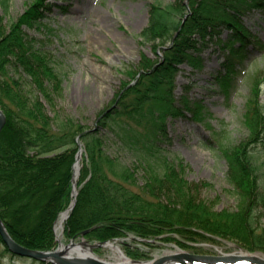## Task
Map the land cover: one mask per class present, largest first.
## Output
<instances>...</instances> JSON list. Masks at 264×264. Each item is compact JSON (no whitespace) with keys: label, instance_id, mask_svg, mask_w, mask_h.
<instances>
[{"label":"trees","instance_id":"trees-1","mask_svg":"<svg viewBox=\"0 0 264 264\" xmlns=\"http://www.w3.org/2000/svg\"><path fill=\"white\" fill-rule=\"evenodd\" d=\"M262 1L256 0V7ZM187 4L175 0L149 6L140 43L162 57L141 56L133 75L135 84H123L115 106L98 116L97 129L91 131L56 111L53 97L60 93L61 79L46 54L35 47L37 41L24 30L43 27L44 12L50 10L48 0H35L14 23L4 24L0 16V109L6 117L0 131V218L16 243L31 250L55 249L54 224L72 201L80 137L83 155L78 193L64 224L68 239L105 243L133 235L134 239L173 242L182 249H189L186 240L212 239L264 254V163L250 144L222 149L228 162L227 181L237 198L233 211L216 210L214 202L201 197L202 190L211 185L188 181L183 163L162 155L163 144L170 141L166 117L176 116L179 110L173 97L179 66L198 65L199 53L222 26L232 33L227 43H237L221 63L230 68L225 72L228 77L240 73L237 68L243 67L249 46L264 50V43L241 24L242 0H188ZM20 74L30 79L33 92H25ZM37 93L49 103L53 117ZM244 116L251 142L260 141L264 106L258 98L247 103ZM101 127L108 128L123 149L135 156L136 169L107 153ZM136 172H142L139 179ZM124 251L132 259L147 257L129 246Z\"/></svg>","mask_w":264,"mask_h":264},{"label":"rangeland","instance_id":"rangeland-1","mask_svg":"<svg viewBox=\"0 0 264 264\" xmlns=\"http://www.w3.org/2000/svg\"><path fill=\"white\" fill-rule=\"evenodd\" d=\"M34 1L5 0L4 5V1L0 0V16L4 24L16 22ZM174 1L48 0L50 10L44 12L43 27L24 30L37 41L35 47L46 54L48 63L61 79L60 93L53 97L56 111L63 116L73 117L87 131L97 129L98 116L115 106L114 100L123 84H135L133 75L138 71L141 56L145 55L150 59L162 57L161 53L155 55L149 46L143 47L140 43L139 34L148 24L149 6L157 2L168 5ZM185 1L188 3V0ZM256 5V0H242L239 5V19L251 34L264 43V3L261 7ZM189 14L186 13L184 19ZM219 30L218 36L208 41L199 53L198 65L185 63L179 66L173 90L179 110L176 116L166 117V130L170 141L163 144L165 151L162 155L168 161L182 162L185 166L184 176L188 181L211 185L210 188L202 190L201 197L208 202H214L216 210L233 211L237 198L233 187L227 181L228 162L222 149L250 144L249 147L253 148L257 159L264 163V132L260 135V141L252 143L249 129L244 124L249 101L258 98L259 103L264 106V50L250 48L248 57L242 62L243 67L237 68L240 73L230 78L225 73L230 68L227 69L221 63L225 62L231 46H237V43H227L232 39V33L225 26ZM237 64L235 62V69ZM20 75L25 92H33L35 89L30 79L24 74ZM37 94L48 114L53 117L55 112L49 103L41 94ZM131 129L133 132L137 130L134 126ZM99 132L106 139L107 153L136 169L135 156L129 150L123 149L119 138L108 128L101 127ZM141 173L136 172L137 179ZM262 179L264 182V172ZM141 183L139 182L140 185ZM58 220L59 218L54 224L55 229ZM261 226L264 228V214ZM54 234L55 249L59 244H100L89 242L85 238L70 240L64 234V226L60 241L57 239L56 230ZM134 237L130 235L121 240L102 243L103 246L91 248V252L97 259L111 264H116L117 258L115 252L104 247L108 243L117 246L136 264H148L154 259L180 253L212 257L251 256L264 261V254L246 252L229 241L186 240L185 244L189 249H182L173 242ZM128 246L138 249L147 257L130 258L124 251ZM38 262L40 261L12 255L6 251L0 240V264ZM172 263L176 262L170 264Z\"/></svg>","mask_w":264,"mask_h":264},{"label":"water","instance_id":"water-1","mask_svg":"<svg viewBox=\"0 0 264 264\" xmlns=\"http://www.w3.org/2000/svg\"><path fill=\"white\" fill-rule=\"evenodd\" d=\"M177 35V34H176ZM114 107V106H113ZM6 121V117L2 110L0 109V131L3 128ZM78 152L75 157V162L73 165V175H72V201L69 207L63 212H67V216L65 221L70 216V212L72 211L75 205V197L77 195L76 183H75V165L78 161L80 153L82 150V144L80 142V137L77 138ZM79 175V173H78ZM61 213V214H63ZM54 227V231H55ZM88 231H84L82 234H86ZM0 240L7 248V250L16 256L31 258L36 261L44 262L45 264H111L97 259L96 257H80L78 255L74 256V253H70L72 248L78 244L69 243L67 245H62L63 249H60L61 244L50 251H39V250H31L21 246L16 243L10 234L8 233L4 223L0 218ZM81 244V243H80ZM82 246H87V248L91 251V248H95L97 246H103L102 243L98 245H88L86 243H82ZM171 262H176L177 264H264V261H261L255 257L251 256H227V257H212V256H197L187 253L173 254L164 257H160L154 259L148 264H170Z\"/></svg>","mask_w":264,"mask_h":264},{"label":"bare ground","instance_id":"bare-ground-1","mask_svg":"<svg viewBox=\"0 0 264 264\" xmlns=\"http://www.w3.org/2000/svg\"><path fill=\"white\" fill-rule=\"evenodd\" d=\"M82 155H83V152L80 153L78 161H77V163L75 165V168H74L75 169V177H74L75 183L77 182V179H78V173H79V170H80V167H81ZM66 216H67V212L61 214L60 217H59V220L57 222L56 235H57L58 241H60L59 239H60L61 232L63 230V226H64V222H65ZM104 247L107 248V249H110V250H112L113 252L116 253V258H117V263L116 264H136V263L131 262L121 252V250L117 246H114L113 244L108 243V244L104 245ZM60 249H63L62 245L60 246ZM70 253H74V254H76V255H78L80 257H84V256H86V257H95V255L88 248H85V246H82L81 244H78L75 247H73ZM144 264H147V263H144ZM172 264H176V263H172Z\"/></svg>","mask_w":264,"mask_h":264}]
</instances>
